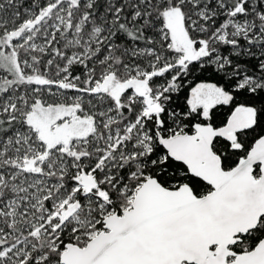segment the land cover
<instances>
[{
	"label": "snow or ice",
	"instance_id": "1",
	"mask_svg": "<svg viewBox=\"0 0 264 264\" xmlns=\"http://www.w3.org/2000/svg\"><path fill=\"white\" fill-rule=\"evenodd\" d=\"M0 264H264V0H0Z\"/></svg>",
	"mask_w": 264,
	"mask_h": 264
}]
</instances>
